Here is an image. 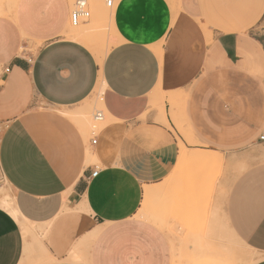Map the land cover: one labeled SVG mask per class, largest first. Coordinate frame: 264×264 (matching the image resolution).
I'll list each match as a JSON object with an SVG mask.
<instances>
[{"label": "crops", "instance_id": "1", "mask_svg": "<svg viewBox=\"0 0 264 264\" xmlns=\"http://www.w3.org/2000/svg\"><path fill=\"white\" fill-rule=\"evenodd\" d=\"M173 1L113 0L101 63L62 36L66 0L0 8V176L18 215L0 207V264H172V238L138 214L181 146L262 158L225 219L264 264V0ZM100 91L110 122L88 135L65 113Z\"/></svg>", "mask_w": 264, "mask_h": 264}, {"label": "rangeland", "instance_id": "2", "mask_svg": "<svg viewBox=\"0 0 264 264\" xmlns=\"http://www.w3.org/2000/svg\"><path fill=\"white\" fill-rule=\"evenodd\" d=\"M8 1L0 0V8L3 4H8ZM66 1L69 14L73 0ZM89 5L90 18L87 23L74 28L68 19V28L62 36L67 34L70 39L81 41L94 52L96 57L103 59L112 47L108 41L109 33L112 34L108 17L113 9L105 6V0H89ZM6 11L0 12V15L10 16L11 13ZM262 25L264 26V18ZM22 41L27 44L26 41ZM101 93L102 91L94 93L80 108L89 117L88 123H83L82 126L80 124L88 135L99 133L110 122V115ZM178 101V98H174L171 105L176 106L180 112ZM161 102L162 99L152 97L150 109L158 113ZM97 112L103 116L101 121L94 120ZM206 153L214 158L211 162L198 161L191 158L193 154L191 151L181 150L180 157L164 185L154 186L158 190L157 195L141 206L143 209L140 215L145 217L148 214L157 215L163 219V228L172 238L173 246L175 245L174 248L181 257L180 264H191L190 261L198 262L197 264L256 263L261 256L230 233L231 229L225 219V208L227 196L235 180L250 166L262 162V158L253 157L251 153L240 156L211 151ZM0 196L12 198L10 189L1 176ZM223 201L224 225L221 216ZM147 221L155 225V222ZM30 228L34 230V227Z\"/></svg>", "mask_w": 264, "mask_h": 264}, {"label": "bare ground", "instance_id": "3", "mask_svg": "<svg viewBox=\"0 0 264 264\" xmlns=\"http://www.w3.org/2000/svg\"><path fill=\"white\" fill-rule=\"evenodd\" d=\"M17 0H9L8 1V6L10 9H12L15 5ZM98 61L101 63V59L102 57H97ZM171 100L173 98H170ZM162 113H163V107H161ZM66 115H68L69 117H71L75 122H77L78 124L84 125L83 123H88L89 122V117L88 114L83 111V110H79L73 113H65ZM181 150L183 152H187L184 146H181ZM193 154L191 156V158L193 159H197L198 161L201 162H211L214 158L210 155L207 154L206 151H191ZM88 159H90V155L88 154ZM157 188H155L154 186H149L146 187L144 189V194H143V204L142 206H144V204L148 203L150 201V199L154 198L157 194ZM2 195V194H1ZM0 207L5 209L11 216H13L14 218H17V213L14 210L13 207V203L12 200L9 196H3V198L0 196ZM143 207L141 208L140 212L142 211ZM139 212L138 217L146 219V220H151L153 222H155V225L158 226L159 228H161L165 233H166V229L163 228V219H160L157 215H149L147 217H145V215H140L141 213ZM18 219V218H17ZM21 227L24 230V235L25 237H34L35 235V231L32 230L30 228V226H28L27 224H25L24 222L20 223ZM230 233L234 236V234L232 233L231 230H229ZM167 234V233H166ZM172 264H180V260L179 257L180 255L176 252L175 250V245L173 246L174 243H172ZM196 261V260H195ZM199 262L201 263V261L199 260ZM191 264H197V263H192L190 261Z\"/></svg>", "mask_w": 264, "mask_h": 264}, {"label": "built area", "instance_id": "4", "mask_svg": "<svg viewBox=\"0 0 264 264\" xmlns=\"http://www.w3.org/2000/svg\"><path fill=\"white\" fill-rule=\"evenodd\" d=\"M105 6L107 8L113 7V0H105ZM90 18V5L89 0H73L72 9L69 12V23L72 27L76 28L82 24L87 23ZM103 116L100 112H97L94 116V120L101 121ZM260 141H264V136H260ZM96 141L93 140V144ZM97 172H93L92 176H96Z\"/></svg>", "mask_w": 264, "mask_h": 264}]
</instances>
